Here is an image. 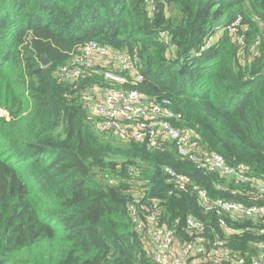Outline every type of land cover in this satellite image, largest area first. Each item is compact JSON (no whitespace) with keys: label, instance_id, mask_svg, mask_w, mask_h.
Returning a JSON list of instances; mask_svg holds the SVG:
<instances>
[{"label":"trees","instance_id":"1","mask_svg":"<svg viewBox=\"0 0 264 264\" xmlns=\"http://www.w3.org/2000/svg\"><path fill=\"white\" fill-rule=\"evenodd\" d=\"M89 41L136 56L142 81L124 88L169 100L176 126L204 151L264 178V0H0V264H155L130 206L180 245L194 241L191 219L207 248L223 241L245 264H264V219L206 211L190 188L264 207L253 184L201 172L170 144L99 128L84 98L118 86L100 73L67 81L58 72ZM166 167L189 185L178 188Z\"/></svg>","mask_w":264,"mask_h":264},{"label":"built area","instance_id":"2","mask_svg":"<svg viewBox=\"0 0 264 264\" xmlns=\"http://www.w3.org/2000/svg\"><path fill=\"white\" fill-rule=\"evenodd\" d=\"M151 3L149 1L148 6ZM237 23L238 21L230 25L226 29L227 32L234 33ZM225 28L207 36L202 50L212 48L215 40L221 35L220 32ZM161 37H166L164 32L161 33ZM140 69L136 56L89 41L80 47L78 53L73 56L71 64L58 68V72L67 81L100 73L105 80L118 86V88L109 87L102 90L98 87L90 88L89 95L84 98L91 104L92 114L101 118L99 124L101 130L111 132L125 141L146 142L151 148L159 149L170 144L178 157L191 163L195 169L206 174H220L233 179L236 184L251 183L259 194L264 195V178L255 179L248 176L247 168L244 166L237 168L229 166L221 155L204 151L195 142V137L190 131L177 127L176 123L182 116L173 110L169 100L162 98L153 101L136 89L124 88L142 81ZM163 172L178 188L185 189L186 185H189L184 175H179L167 167ZM190 188L206 211L217 209L228 214L264 219L263 206H247L220 199L211 201L206 191L200 189L198 185L191 184ZM217 188L220 189L219 186ZM129 212L134 228L139 232L145 231L149 240L148 251L155 264H220L222 261L245 264V259L227 250L223 241H217L213 248H207L203 237V226L194 220L187 221L190 233L196 232L194 241L180 245L175 240L173 232L165 226L146 228L137 221L134 206L129 207ZM149 220L154 222L155 218L149 217ZM259 248L264 251V243H261ZM251 264L263 263L256 257L252 258Z\"/></svg>","mask_w":264,"mask_h":264},{"label":"water","instance_id":"3","mask_svg":"<svg viewBox=\"0 0 264 264\" xmlns=\"http://www.w3.org/2000/svg\"><path fill=\"white\" fill-rule=\"evenodd\" d=\"M41 64L43 67H46L49 64V59L47 58V56H41Z\"/></svg>","mask_w":264,"mask_h":264},{"label":"rangeland","instance_id":"4","mask_svg":"<svg viewBox=\"0 0 264 264\" xmlns=\"http://www.w3.org/2000/svg\"><path fill=\"white\" fill-rule=\"evenodd\" d=\"M98 94V93H97ZM0 115H2V111L0 110Z\"/></svg>","mask_w":264,"mask_h":264}]
</instances>
